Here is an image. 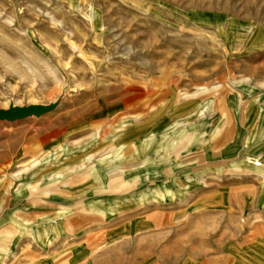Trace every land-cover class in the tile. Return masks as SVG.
<instances>
[{
    "label": "rangeland",
    "instance_id": "1",
    "mask_svg": "<svg viewBox=\"0 0 264 264\" xmlns=\"http://www.w3.org/2000/svg\"><path fill=\"white\" fill-rule=\"evenodd\" d=\"M57 99L0 121V264H264V0H0V108ZM98 136L112 153L98 156ZM92 152V174L72 176ZM146 160L166 172L144 179ZM114 165L120 184L148 181L150 207L93 230L92 249L84 232L40 246L42 209L23 200L100 188ZM15 210L34 211L21 214L33 239Z\"/></svg>",
    "mask_w": 264,
    "mask_h": 264
},
{
    "label": "crops",
    "instance_id": "2",
    "mask_svg": "<svg viewBox=\"0 0 264 264\" xmlns=\"http://www.w3.org/2000/svg\"><path fill=\"white\" fill-rule=\"evenodd\" d=\"M129 90H135L140 93V90L133 86ZM254 110L255 108L251 107L250 111L252 113H254ZM155 118H156L155 116L154 118H152L151 116L146 118L144 117L142 120L137 122L136 123L137 125L135 124V126L131 127V131H133L134 134H136L135 135L136 139L130 140L127 139L126 137L122 138L124 140L123 143H121V145L123 146L125 144H129L133 146V144H136L139 141L143 140L146 134L145 129L150 128V126H147V124H150ZM254 118L255 115L252 114L250 120L252 119L254 120ZM103 125L104 124H102V126ZM102 126L98 127V129L99 128L101 129ZM100 138L102 141L100 140ZM112 141L113 139L110 136L106 138L100 136L95 137L94 142L92 143L96 144V146H100L101 148L99 150L100 152L98 156H107L109 153H112L114 151V149L112 150L110 149L111 147L110 145L112 144ZM94 158H95V152H92L88 154L85 159H80L82 163L79 164L77 162L76 166L73 167V173H71L72 176H74L75 178L89 177L90 174H92L91 173L92 167H88L86 163L90 162ZM180 164H184V163H178L177 166H180ZM157 167L159 170V173L157 175H162L163 168L166 166H164L162 163L159 165V163L157 162ZM163 172L165 173L166 169ZM150 177H155V175L153 176L151 175ZM85 181H87L89 185H87L86 184L87 182ZM79 182L75 183L74 185H63L58 187L57 193L60 194L58 196V201H45L42 199V201L40 202H33L29 200H23L25 206H32L34 208L42 209L41 220L40 222L37 223V226L35 228V232L37 236L40 237L39 238L40 246L42 244H47L41 240H46V241L49 240L50 243L54 240L63 241L64 238H67L68 236L75 237L78 235V233L84 232L87 235L85 239L88 241V245L90 246L89 248L92 249L94 247V243L92 241L95 237V234H91L93 230L99 228L101 225H107L109 222H113L116 220L120 221V220H124L125 218H130L131 217L130 210L132 209H135L137 207L138 208L150 207L144 202L146 200V193L153 188L151 186H148V181L145 183V185L140 186L137 183L132 184L126 181H122V184H120L121 181L119 180L115 184L112 183L108 186L102 185V187L100 188L97 185H93L91 181L88 180H84L85 183H83V181H79ZM42 191L43 194L44 190L42 189ZM62 193H65V195H63ZM135 196H138V200H135ZM10 202H6V201L3 202V204L1 205L3 210L1 211V214L3 212L5 213L6 209L9 208ZM111 208L118 210V212L115 211L117 213H114V211ZM22 213L23 215L24 214L34 215V211L31 210ZM11 214L12 215L14 214L13 217L17 216V218L20 219L21 221L28 222V224H30L28 225V227L25 226V229L28 236L33 239L31 233L34 232V225H36L34 223V220L28 221V219L25 218V216L19 214L18 211L16 210L13 211ZM146 219L147 220H140L139 218H137L130 221V224L127 223L124 226H121L122 233L130 234L136 231L143 230L150 217H147ZM8 221H13V218H10ZM148 224L151 226L152 223H148ZM153 226H156V224H152V227ZM4 232L6 234L12 233V231L8 227L4 228ZM0 240L3 241L0 245V251L4 252L5 250H8L3 246H8V242L10 241V238H8L7 235H4L3 237L0 238ZM11 248H12V244H11ZM85 250L88 252L90 251L88 247ZM1 252H0V256L3 257L2 255L3 253ZM73 256H74L73 259L75 261H80L82 260L83 257L82 254L73 255Z\"/></svg>",
    "mask_w": 264,
    "mask_h": 264
},
{
    "label": "water",
    "instance_id": "3",
    "mask_svg": "<svg viewBox=\"0 0 264 264\" xmlns=\"http://www.w3.org/2000/svg\"><path fill=\"white\" fill-rule=\"evenodd\" d=\"M55 104L40 105L30 103L26 105H8L6 108H0V121H14L23 119L30 115L39 116L53 109Z\"/></svg>",
    "mask_w": 264,
    "mask_h": 264
},
{
    "label": "bare ground",
    "instance_id": "4",
    "mask_svg": "<svg viewBox=\"0 0 264 264\" xmlns=\"http://www.w3.org/2000/svg\"><path fill=\"white\" fill-rule=\"evenodd\" d=\"M93 14V12H92ZM218 19V18H217ZM97 25V24H96ZM57 104L55 103V106H58V103H59V99H57ZM136 121H138V117H135ZM157 134V133H156ZM150 139V138H149ZM150 146V145H149ZM121 147V146H120ZM148 147V146H147ZM118 151V150H117ZM115 153V152H114ZM119 159L116 158V161L117 162ZM145 163L147 164L146 167H144V179H147L148 177H150L151 175H157V173L159 172V170L157 169V162L154 160V161H151V160H146ZM130 168V167H129ZM131 168H134L131 167ZM162 169V168H161ZM123 169L119 166V165H114L113 167H111L110 169H105L104 172H103V175L105 177V184L104 185H110V184H115V182H117V179H115V176H119V174H122L123 173ZM128 171V170H127ZM101 174V173H100ZM92 179V178H91ZM104 179V178H103ZM121 183V182H120ZM96 184V183H95ZM91 186V185H90ZM85 187V186H84ZM88 187V186H87ZM86 187V188H87ZM109 201V200H108ZM112 209V208H111ZM110 209V210H111ZM65 211V210H64ZM111 212V211H110ZM107 218V217H106ZM61 227V226H60Z\"/></svg>",
    "mask_w": 264,
    "mask_h": 264
}]
</instances>
